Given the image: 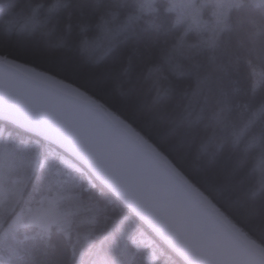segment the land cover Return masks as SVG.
I'll return each mask as SVG.
<instances>
[{"label": "trees", "instance_id": "1", "mask_svg": "<svg viewBox=\"0 0 264 264\" xmlns=\"http://www.w3.org/2000/svg\"><path fill=\"white\" fill-rule=\"evenodd\" d=\"M212 1L205 24L173 0H0V57L123 119L264 249V1L232 0L219 21ZM0 146L37 162L0 204V264H190L57 143L0 116ZM48 197L59 223L12 225Z\"/></svg>", "mask_w": 264, "mask_h": 264}, {"label": "water", "instance_id": "2", "mask_svg": "<svg viewBox=\"0 0 264 264\" xmlns=\"http://www.w3.org/2000/svg\"><path fill=\"white\" fill-rule=\"evenodd\" d=\"M3 60L11 61L10 64L3 65L4 81L6 84L17 85L19 92L12 103L6 95L5 106L0 111L1 117L28 127L78 157L190 264H264V249L230 222L208 198L188 182L171 161L123 119L106 111L93 98L74 86L52 76L41 84L39 79H29L36 72L42 73L41 71L7 58ZM54 81L75 88L86 97H81ZM63 93L71 94L76 103L62 105L61 110H58L57 122L60 125L68 126L71 123L72 112L87 114V121L77 125L71 141L54 136L40 124L21 114L24 110L40 107L46 99L56 98L62 101ZM110 114L123 124H117ZM200 195L210 204L205 203Z\"/></svg>", "mask_w": 264, "mask_h": 264}, {"label": "rangeland", "instance_id": "3", "mask_svg": "<svg viewBox=\"0 0 264 264\" xmlns=\"http://www.w3.org/2000/svg\"><path fill=\"white\" fill-rule=\"evenodd\" d=\"M176 8L182 14H189V16L197 23L207 24L210 20L203 15L204 5L210 0L201 1L197 5L196 0H173ZM212 1V0H211ZM232 0H214V5L211 7V16L219 21L226 15L229 3ZM259 1V0H258ZM264 1V0H260ZM255 79L257 83L262 78V72L255 70ZM66 163L70 167L80 169L76 163L70 159H66ZM37 167L35 160L19 159L7 148L0 146V204L8 209H12L17 200L22 195L25 181L28 179L32 171ZM55 197H48L42 201L38 207L30 210L28 215H16L13 218V226H21L26 222L36 224L44 228H48L53 223H59V220L64 217L63 213L58 209L56 203L53 201ZM66 215V214H65ZM150 245L151 242L148 241Z\"/></svg>", "mask_w": 264, "mask_h": 264}, {"label": "snow or ice", "instance_id": "4", "mask_svg": "<svg viewBox=\"0 0 264 264\" xmlns=\"http://www.w3.org/2000/svg\"><path fill=\"white\" fill-rule=\"evenodd\" d=\"M83 50L92 57L94 46L90 45L87 41L84 42ZM4 63H11V61H4L0 57V111L3 110L6 102V95L9 97V102H15L14 97L18 94V86L12 83L6 84L3 78V65ZM19 67V66H18ZM31 71V70H30ZM51 74H42L36 72L34 77L29 79H39L40 83L50 78ZM63 100H57L56 98H50L42 101L41 106L36 109H27L22 111V115L31 119L43 126V128L53 134L54 136L61 137L63 139L71 141L74 138L77 125L87 121L86 113H71V123L68 126L60 125L57 122L58 110H61L62 105H75V98L69 93H63ZM89 112L91 109L88 110Z\"/></svg>", "mask_w": 264, "mask_h": 264}, {"label": "bare ground", "instance_id": "5", "mask_svg": "<svg viewBox=\"0 0 264 264\" xmlns=\"http://www.w3.org/2000/svg\"><path fill=\"white\" fill-rule=\"evenodd\" d=\"M54 83H56V84H58V85H60V86H62V87H64V88H66V89H68V90H70V91H72V92H75V93H77L79 96H81V97H86L85 96V94H83V93H80L79 91H77L75 88H72V87H68L67 85H65V84H63V83H60V82H57V81H54ZM110 116L112 117V119L118 124H123L122 122H120V120L118 119V118H116V117H114L113 115H111L110 114ZM141 142H143L142 140H141ZM146 146H148V147H151L150 145H148V144H146L145 142H143ZM161 159H163V160H165L164 158H163V156H161L158 152H155ZM166 161V160H165ZM194 191H196V190H194ZM200 197H201V199L205 202V203H207V204H210L209 202H207L208 200L205 198V197H203V196H201L200 195ZM215 211L218 213V214H220V212H218L216 209H215ZM221 215V214H220ZM222 216V215H221ZM223 217V216H222ZM224 218V217H223ZM224 220H226L225 218H224ZM227 221V220H226ZM231 226V225H230ZM235 231H237L240 235H242L243 237H244V235L243 234H241L237 229H235L233 226H231ZM245 238V237H244ZM246 239V238H245ZM248 242H250L248 239H246ZM251 243V245H253L254 247H256L258 250H260L261 252H263V250L262 249H260L256 244H254V243H252V242H250Z\"/></svg>", "mask_w": 264, "mask_h": 264}]
</instances>
